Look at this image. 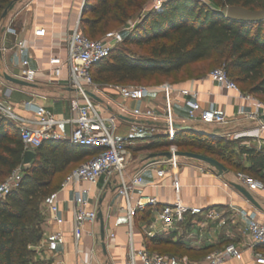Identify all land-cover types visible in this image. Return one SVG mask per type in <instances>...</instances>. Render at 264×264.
I'll use <instances>...</instances> for the list:
<instances>
[{"label":"crops","instance_id":"1","mask_svg":"<svg viewBox=\"0 0 264 264\" xmlns=\"http://www.w3.org/2000/svg\"><path fill=\"white\" fill-rule=\"evenodd\" d=\"M85 2L86 0H19L3 20L0 26V95H5L6 92L9 93L10 102L19 116L28 120L36 118L33 110L26 109V102L31 100L47 106L59 118H70L73 115L70 109V100L76 95V92L67 84L68 69L63 70L60 82H55L47 70L52 55L66 56L68 38L78 22H81ZM9 29H13L15 32ZM41 30H44V34H39ZM20 41L26 44L23 53H20L17 48ZM24 60L29 61L30 67L44 70L34 81H31L35 85L33 87L19 86L4 78L5 73L22 78ZM177 84L181 87L199 89L203 106L213 103L229 119L228 124L222 126H212L189 120L185 99L178 98L174 104L177 124L190 125L200 131L220 134L224 137L228 135L248 137L255 134L257 138L255 137L251 141L248 140L240 145L256 146L259 149L264 148L262 144L257 145L259 140L264 143V130H258L257 122L237 116V111L243 101L235 92L215 84L208 76L188 79ZM151 88L152 92L148 97L143 100L125 101L126 106L129 109L149 106L162 111L163 94L156 86ZM41 96H45V98H41ZM97 96L101 98V101L95 99L98 103L103 106L106 104L105 107L109 111L119 114L120 120L116 128V135L119 137L125 136L130 130L134 118L120 114L121 111L117 105L123 102L122 98L119 94L113 100ZM105 100L108 101V104L105 103ZM249 105L251 104L249 103ZM209 126L213 127V132L209 131ZM72 129V124H64L60 127V130L66 136L65 140H69L68 137ZM150 139L151 137H144L129 149V163L124 171V180L130 183L137 172L145 167L143 183L132 187L130 199L133 204H136L139 201L146 202L148 196H154L160 202L159 205L172 203L174 201V189L170 173H167L162 179V185H155L161 180L157 176L156 170L161 168L159 162L164 157L151 158L149 156L164 149H149ZM144 142L148 144L141 145ZM248 142H252L254 145ZM91 157V153H88L73 163L69 167V172L65 178L71 171ZM178 161V177L182 186L181 193L184 204L189 207L215 210L226 219L227 223L225 226H221L220 220L206 222L203 221V217L200 215H195L190 216L189 221L179 231L166 232L158 220L157 207L146 204L143 209L138 211L135 218L134 237L136 247L144 246L142 242L143 231L147 235L151 231L155 234L154 236L175 241L183 239L191 241L190 239H193L195 241L191 246L195 248H202L203 245L208 244L212 245L221 236H225L231 238L233 243L244 253L243 261H230L226 264H254L252 249L248 247V244L251 243V238L247 232L248 223L241 212L256 213L257 218L264 222V191L249 190L238 180L237 172L233 170H229L228 173L221 176L216 170L200 160L180 157ZM65 178L58 190L60 191L61 215L65 219L62 229L65 232L67 242L57 252H50L46 248L36 250L38 260L42 264H127L129 225L127 199L119 192L122 179L118 175H114L109 180L103 175L93 184L78 181L71 182L62 188ZM233 183L247 188L254 195L260 207L252 204L233 186ZM81 189L89 190L91 202L97 206L98 211L102 210L103 212L107 253L104 252L101 242V223L99 220L93 223L87 222L81 230L80 238L78 240L75 238L74 199L77 191ZM44 217L45 222L41 237L43 240L51 231L59 228L55 222L52 223L48 220L45 212ZM208 224H210L209 226L212 225V228L208 230V239L203 237L194 238L195 230H197L194 226L204 228ZM188 226L193 231L187 233L184 227ZM111 233L115 234L114 238L110 236ZM256 249L264 252V248L257 247Z\"/></svg>","mask_w":264,"mask_h":264},{"label":"trees","instance_id":"2","mask_svg":"<svg viewBox=\"0 0 264 264\" xmlns=\"http://www.w3.org/2000/svg\"><path fill=\"white\" fill-rule=\"evenodd\" d=\"M13 1L0 0V26L3 13ZM147 1L86 0L81 30L96 39L94 37L107 28L125 23ZM211 1L213 4L201 0H166L160 10L149 12L126 33L123 42L107 58L92 67L94 81L123 84L163 78L178 85L188 79L201 78L193 68L191 76L180 77L191 66L217 61L226 71L237 69L238 81L245 85L247 92L256 97L264 95V19L238 21L226 15L227 8L233 5L263 10L264 0ZM131 45L146 52H130ZM175 143L180 151L210 156L229 170H242L264 179V148L236 147L235 142L220 134L196 128L179 129ZM169 146L165 136H154L148 148L164 149L158 151L164 152ZM25 152L15 122L0 116V179H7L19 167L22 169L18 187L0 200V264H36L33 260L36 250L31 247L37 245L43 235L45 197L60 188L73 163L88 153L93 157L97 150L70 140H47L34 150L35 156L28 165L23 164ZM147 238L146 247L155 245L160 251L194 249L183 241L159 236ZM205 249L202 247L199 251Z\"/></svg>","mask_w":264,"mask_h":264},{"label":"built area","instance_id":"3","mask_svg":"<svg viewBox=\"0 0 264 264\" xmlns=\"http://www.w3.org/2000/svg\"><path fill=\"white\" fill-rule=\"evenodd\" d=\"M165 1L154 0L152 9L160 10ZM9 30L15 32L13 29ZM39 34H44V30L39 31ZM124 35L120 30H112L108 31L100 39H92L82 32L81 24L78 22L68 38L66 56L63 57L56 54L50 57L47 70L49 75L52 76L55 82H60L63 70L65 68L68 69L67 84L76 92V95L70 100V109L73 114L70 118H59L47 106L31 100L26 102V109L33 110L36 118L33 120L25 119L15 112L8 92L5 95H0V115L17 124L25 151H34L47 140H65L66 136L60 130V127L64 124H72L73 126L68 137L73 144L97 150L93 157L67 175L62 188L71 182L78 181L93 184L103 175L109 180L114 175H118L122 179L119 192L127 199L129 225L127 264H226L230 261H243V250L233 242L215 250L199 261L191 260L187 255L168 256L152 253L145 246L136 247L134 237L135 218L138 211L143 209L146 204L157 207L158 220L166 232L179 231L189 221L190 216L195 215H200L203 217V221L206 222L220 220L221 226L226 225V219L215 210L189 207L183 202L182 186L178 177L179 158L175 156L177 151H179L175 143L179 129L176 127L177 120L174 104L178 98H184L188 107L187 117L192 121L222 126L228 124L229 119L213 103L203 106L200 100L201 91L197 88L181 87L170 82H164L157 86L163 94L161 111L149 106L129 109L125 101L143 100L151 94L152 88L136 85L120 86L119 96L123 102L119 103L117 107L120 109L122 116H130L134 118V122L131 123L130 130L125 136H117L116 128L120 120L119 114L109 111L107 107H103L89 93L92 92L98 95L94 88L92 67L107 58L111 51L123 42ZM17 48L20 53H23L26 48L25 42L20 41L17 44ZM43 71L42 68L30 67L28 60L23 61V79L30 82L34 81ZM208 78L215 84L235 92L243 101L237 111V116L257 122L258 130H264V124L259 121V117L264 115L263 101L252 94L244 93L240 86L228 76L224 67L212 71ZM41 98H45V96H41ZM154 136H165L170 142L168 151L172 153L173 157H164L159 162L161 168H157L156 173L161 180L155 185H162V179L167 173H170L174 189V201L159 205L160 202L156 197L148 196L146 202L139 201L133 204L130 199V192L133 186L143 183L145 167L137 172L130 183L124 180V171L129 163V149L142 138H152ZM21 178L22 169L19 167L0 184V200L18 187ZM237 178L251 191H264V182L260 179H256L245 172H238ZM74 202V235L78 240L85 224L98 220V210L97 206L93 205L89 198L88 189L78 190ZM43 207L48 220L52 223L55 222L59 228L51 231L46 239L43 240L41 238V241L34 246V249L46 248L50 252H57L67 242L65 232L62 229L65 219L61 215L60 191L57 190L46 196L43 201ZM241 213L244 214L248 223L247 232L251 238V243L248 244V247L252 249L253 262L254 264H264V252L256 249L264 246V222L257 218L256 213L245 211ZM148 235L154 236L155 234L150 231ZM110 236L114 238L115 234L111 233Z\"/></svg>","mask_w":264,"mask_h":264},{"label":"rangeland","instance_id":"4","mask_svg":"<svg viewBox=\"0 0 264 264\" xmlns=\"http://www.w3.org/2000/svg\"><path fill=\"white\" fill-rule=\"evenodd\" d=\"M153 1L154 0H148L141 7V9L135 10L133 12V15L129 19H127L125 23H123L121 25L111 26V27L107 28L106 30H104L103 32H101V34H99L98 36H96L94 38H96V39L102 38V36H103V34L105 32L112 31V30H120L124 34L130 32L132 29H134L142 21V19L149 12L156 11V9H152ZM201 1H203L205 3L213 4L211 0H201ZM128 49H129L130 52H133V53H136V54H143V53L146 52L145 49L138 48L135 45H131L130 47H128ZM223 67H224V65L222 63L217 62V61H207V62H203V63L197 64V65L191 66L188 69V71L186 72V74L182 75L180 77L184 78V77H187L188 75L191 76V72H190L191 68L197 70L198 74H200L201 75L200 77L202 78V77H206V76L210 75V73L212 71H214L215 69L223 68ZM226 72H227L228 76L232 80L237 81L236 83L240 87H242V90L245 91L246 94H250L249 92H247L248 90H246L245 85L242 84L240 81H238V76L239 75H238L237 69L227 70ZM95 74L96 73H94V76H95ZM164 82H167V81L163 80V78H154L153 80H146L144 83H137L136 82V83H123V84H116L114 82H105L103 80H95L94 81V83H95V87L94 88H95V91L98 92L99 96H102V97L106 98L107 100H113V99H115L118 96L119 87L120 86H128V85H136V86H152V85H155V86H158L160 84H163ZM168 82L171 83L172 80H168ZM257 98L264 102V95L263 94L262 95H258ZM107 100H105V103L108 104ZM105 106H106V104H104L103 107H105ZM207 125L215 126V124H207ZM208 129L211 132H213V130H214L213 127H211V126H209ZM255 137L257 138V136L254 134V135H249L248 137L232 135V136H227L226 138L228 140L232 141V142H235L234 144H237L239 146L243 142L246 143L248 140L251 141ZM248 143H250V142H248ZM144 144H148V143L144 142L141 145H144ZM250 144H252V142ZM258 144L264 145V143L261 142V140L258 141L257 145ZM237 145H236V147H237ZM252 145H254V144H252ZM234 171L238 173V172H241L242 170H234ZM246 174L250 175L249 173H246ZM250 176H252V177H254L256 179H260V180H262L264 182V179L260 178L259 176H256V175H250ZM5 180H6L5 178H1L0 179V184L2 182H4ZM209 225L210 224L205 225L204 228L202 226H200V227L199 226H194L195 228H197V230H195L194 238L195 237H200V238L203 237V238L208 239L207 238L209 236V231L208 230H210L212 228V225L211 226H209ZM184 228H185L184 230H186L187 233L192 230V228H190V226L184 227ZM142 233H143L142 234V242H143V245L146 246V242H148V238H147L148 235L144 231ZM185 240L186 239H183L181 241H183L186 244H188V246H191V244H193L194 241H195L193 239H190L191 241H189V240L185 241ZM173 241H175V240H173ZM189 242H191V243H189ZM231 242H233L231 238H228V237H225V236H221V238H219L216 243H214L212 245L208 244L206 246L203 245L202 247H206V249L203 252L199 251L200 248H195V247H192V246L191 247L196 249V250H194V249L192 250L191 249V250L187 251V248L184 247L178 252H175L174 250H171V248L169 250L160 251L159 248L156 247L155 245H151L150 247H146V248L149 251H151V252L159 253V254H163V255H168V256H171V255H187L191 260L199 261V260L205 258L206 256H208L209 254H211L212 252H214L215 250H218V249L222 248L223 246H225L226 244L231 243ZM31 248H34V246L31 247ZM33 260H34V262H36V264H39L37 254L34 255Z\"/></svg>","mask_w":264,"mask_h":264},{"label":"water","instance_id":"5","mask_svg":"<svg viewBox=\"0 0 264 264\" xmlns=\"http://www.w3.org/2000/svg\"><path fill=\"white\" fill-rule=\"evenodd\" d=\"M17 1H19V0H14L13 2H11V4L8 6V8L3 13V16H2L3 19H5L8 16L9 12L15 7V4L17 3ZM226 15L228 18L235 19L238 21L257 22V21H261L264 19V9L263 10H251V9H248L244 6L233 5V6H230L227 8ZM4 78L7 81L14 83L16 85H19V86H26V87L35 86L32 82H30L28 80L12 76L8 73L4 74ZM89 94L94 99L101 101V98H99L96 94H94L92 92H90ZM259 121L264 124V115H261L259 117ZM176 127L178 129L194 130V127H192L190 125L176 124ZM34 156H35L34 151H32V150L26 151L25 155H24L23 164L24 165L30 164L31 161L33 160ZM175 156H176V158L189 157V158H193L196 160H200V161L208 164L212 169L216 170L218 172V174L221 176H223L225 173L229 172V169L222 162H220L219 160L212 158L210 156H206V155L198 154V153H193V152H188V151H180V150L177 151ZM149 157H151V158H156V157L172 158L173 155L170 151H164V152L153 153ZM233 186L235 188H237L252 204H254L256 207H260V204L257 202L254 195L247 188H245L244 186H242L240 184H236V183H233ZM98 220L101 223L102 246H103L104 252L107 253L105 220H104L102 210L98 211Z\"/></svg>","mask_w":264,"mask_h":264}]
</instances>
